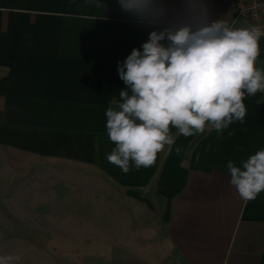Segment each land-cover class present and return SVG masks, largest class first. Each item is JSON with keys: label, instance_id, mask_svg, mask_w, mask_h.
<instances>
[{"label": "crops", "instance_id": "0c3cea01", "mask_svg": "<svg viewBox=\"0 0 264 264\" xmlns=\"http://www.w3.org/2000/svg\"><path fill=\"white\" fill-rule=\"evenodd\" d=\"M206 4L210 20L239 28L227 0ZM152 30L117 0H0V128H23L24 144L59 152L66 144L91 147L48 157L100 175L104 193L120 196L104 203L102 226L73 217L70 241L79 245L75 260L61 264H264V191L241 199L227 171L229 161L239 167L264 150V91L245 97L244 122L222 132L206 127L185 137L171 128L174 144L150 167L133 164L123 173L107 161L110 153H96V146H115L105 113L126 87L118 63ZM259 48L256 67L264 71V37ZM98 242L100 255L90 247Z\"/></svg>", "mask_w": 264, "mask_h": 264}, {"label": "clouds", "instance_id": "9594fccd", "mask_svg": "<svg viewBox=\"0 0 264 264\" xmlns=\"http://www.w3.org/2000/svg\"><path fill=\"white\" fill-rule=\"evenodd\" d=\"M134 22L153 29L140 48L118 63L126 87L108 107L106 129L115 145L107 161L123 173L152 166L171 128L185 137L222 132L244 122L245 97L264 91L257 69L258 27L233 29L209 18L206 0H117ZM234 135V133H229ZM230 184L241 199L264 191V150L241 166L227 163Z\"/></svg>", "mask_w": 264, "mask_h": 264}, {"label": "rangeland", "instance_id": "374dc122", "mask_svg": "<svg viewBox=\"0 0 264 264\" xmlns=\"http://www.w3.org/2000/svg\"><path fill=\"white\" fill-rule=\"evenodd\" d=\"M22 130L0 128V259L3 264H61L75 260L71 258L76 253L72 249L78 248V243L74 241L72 245L70 241L76 238L71 234L73 217L79 213L81 220L87 218L102 226L104 203L119 202L120 196L104 193L105 183L99 174H89L87 168L72 161L48 157L60 152L67 157L78 149L82 153L92 152L91 147L66 144L59 152V146L26 145L17 136ZM114 147L95 148L96 153L104 154L111 153ZM88 186H92L94 193L85 190ZM115 217L119 219L118 214ZM61 227L66 229L64 233ZM83 237L86 239L85 234ZM93 244L90 247H96L100 255L103 244Z\"/></svg>", "mask_w": 264, "mask_h": 264}, {"label": "built area", "instance_id": "2783aa9c", "mask_svg": "<svg viewBox=\"0 0 264 264\" xmlns=\"http://www.w3.org/2000/svg\"><path fill=\"white\" fill-rule=\"evenodd\" d=\"M227 2L234 15V24H239L237 29L255 26L264 32V0H227Z\"/></svg>", "mask_w": 264, "mask_h": 264}]
</instances>
